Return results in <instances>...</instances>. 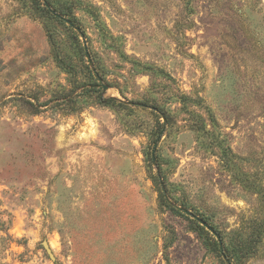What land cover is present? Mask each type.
I'll list each match as a JSON object with an SVG mask.
<instances>
[{
  "label": "rangeland",
  "instance_id": "obj_1",
  "mask_svg": "<svg viewBox=\"0 0 264 264\" xmlns=\"http://www.w3.org/2000/svg\"><path fill=\"white\" fill-rule=\"evenodd\" d=\"M48 1L0 0V264H226L157 172L264 264V0Z\"/></svg>",
  "mask_w": 264,
  "mask_h": 264
},
{
  "label": "trees",
  "instance_id": "obj_2",
  "mask_svg": "<svg viewBox=\"0 0 264 264\" xmlns=\"http://www.w3.org/2000/svg\"><path fill=\"white\" fill-rule=\"evenodd\" d=\"M43 5L45 8H43V11L47 14V15H50L52 12L56 13L57 15H59L60 17H62L63 19H66L67 21H70L72 24L75 25V20L74 18L71 17L70 14H67L65 11L63 10H58V9H55L53 10V4L51 2H49L48 0H43ZM100 103H104L105 105H110V104H115L117 103L115 100H103V102H100ZM164 132V126H161L159 124V128H158V134H162ZM160 199H161V202L163 204V206H165L170 212L172 213H178L177 210H175L170 204H168L167 200H165V197L164 195L160 194ZM180 213V212H179ZM185 217L188 221H190L191 218L187 217V216H183ZM192 224L196 227L195 228V233H197L198 237H200L201 239H203L205 236H207V230L205 228H203L198 222H196L195 220L192 221ZM207 231V232H206ZM220 252L221 253V256L225 255V252H226V259L228 260V262L231 263V259H233V256H231L229 254V250H227V248H223V251L221 252L219 250V246H218V250L217 252ZM230 255V256H229ZM229 263V264H230Z\"/></svg>",
  "mask_w": 264,
  "mask_h": 264
},
{
  "label": "water",
  "instance_id": "obj_3",
  "mask_svg": "<svg viewBox=\"0 0 264 264\" xmlns=\"http://www.w3.org/2000/svg\"><path fill=\"white\" fill-rule=\"evenodd\" d=\"M53 16H55L57 19H60L62 22H64L67 26H69L71 29H73L76 33L80 34V29L77 28L74 24H72L70 21H67L66 19H63L62 17H60L59 15H57L56 13L52 12L51 13ZM88 62L89 65L92 67L91 61L88 58ZM92 72L94 73V69H92ZM96 78L98 79V81L100 82V79L98 78V76H96ZM102 89L105 91L107 88L105 86H102ZM160 141V139L157 140L156 144L154 145V148L152 150L151 153V160H152V165L154 167H156V158H155V154L157 151V147H158V142ZM157 178L159 180V185H160V189L162 194L164 195V197L166 198V193H165V189H164V185L162 183V180L160 178L159 172H157ZM168 204H170L175 210H177L178 212H180L181 214H184L185 216L191 218L192 220H195L196 222H198L203 228H205L208 232H210L212 235L215 236L218 246H219V250L222 252L223 251V245L222 242L219 238V236L213 231L212 228H210L203 220L199 219L198 217H196L194 214H192L190 211L181 208V207H177L176 205H174L173 203H171L169 200H167ZM46 251L49 253L48 249L46 248ZM223 261L226 264H229L228 260L226 259V257L223 255L222 256Z\"/></svg>",
  "mask_w": 264,
  "mask_h": 264
}]
</instances>
